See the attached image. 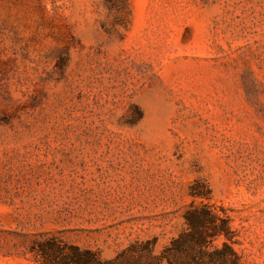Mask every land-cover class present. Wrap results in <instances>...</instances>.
Instances as JSON below:
<instances>
[{"label":"rangeland","instance_id":"374dc122","mask_svg":"<svg viewBox=\"0 0 264 264\" xmlns=\"http://www.w3.org/2000/svg\"><path fill=\"white\" fill-rule=\"evenodd\" d=\"M192 205L264 264V0H0V264H147Z\"/></svg>","mask_w":264,"mask_h":264},{"label":"trees","instance_id":"16d2710c","mask_svg":"<svg viewBox=\"0 0 264 264\" xmlns=\"http://www.w3.org/2000/svg\"><path fill=\"white\" fill-rule=\"evenodd\" d=\"M194 198L201 197L192 193ZM186 229L174 239L161 255H154L148 244L150 260L147 264H244L234 247V231L229 217H222L211 207L192 205L184 215ZM223 238L221 246L214 242ZM88 264H121L120 261L103 262L90 253ZM134 264H143L140 259Z\"/></svg>","mask_w":264,"mask_h":264}]
</instances>
